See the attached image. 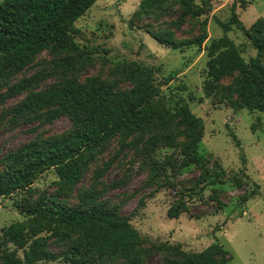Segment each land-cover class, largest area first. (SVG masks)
<instances>
[{"label": "rangeland", "instance_id": "rangeland-1", "mask_svg": "<svg viewBox=\"0 0 264 264\" xmlns=\"http://www.w3.org/2000/svg\"><path fill=\"white\" fill-rule=\"evenodd\" d=\"M142 1L99 0L75 24L66 49L49 50L24 70L10 68L8 59L0 58V170L5 173L26 144L66 137L75 128L68 117L48 122L43 112L22 111L29 96L69 82L87 84L92 78L123 91L136 85L138 66L159 69L158 82L178 73L151 101L149 126L120 133L81 159L86 168L72 193L67 194L56 171L51 170L27 191L0 198V250L15 249L6 243L4 231L25 221V211L40 197L82 207V196L94 191L100 193L101 201L130 217L140 234L137 250L142 264H179L184 256L213 244L230 253L229 264H264V114L231 107L227 95L231 79L213 88L207 86L213 78L207 49L224 35L218 22L229 21L236 6L247 29L263 20L259 24L263 42L264 0H193L192 5L172 0L150 12L140 8ZM178 20L180 25H176ZM165 33L170 34V44L153 36ZM204 33L208 39L202 48H176ZM228 36L244 60H258L264 72V47L258 48L237 29ZM66 60H72L69 67ZM23 81H29V87L9 96V90ZM185 103L190 114L175 120ZM198 125L203 139L194 151L202 158L200 167L190 164L186 140ZM154 138L160 139L156 147L151 146ZM221 171L225 172L222 181L208 186ZM236 177L243 180L242 188L236 186ZM255 189L257 196L243 203L242 198ZM180 201L186 202L189 212L169 219V209ZM68 236L67 241L46 232L36 236L34 240L59 257L38 264H75L78 260L84 264H127L122 255H102L98 249L86 254L78 230Z\"/></svg>", "mask_w": 264, "mask_h": 264}, {"label": "trees", "instance_id": "trees-1", "mask_svg": "<svg viewBox=\"0 0 264 264\" xmlns=\"http://www.w3.org/2000/svg\"><path fill=\"white\" fill-rule=\"evenodd\" d=\"M99 0H4L0 3V58L8 59L10 68L24 70L43 53L59 52L68 47L75 24L84 17ZM172 0H143L140 8L144 12L161 9ZM192 5L193 0H179ZM205 3V2H204ZM181 20L176 22L180 25ZM224 35L214 40L208 47L209 66L213 74L207 86L231 79L228 92L229 103L235 111L247 109L264 114V72L258 60L247 63L242 52L229 38L235 29L244 32L258 48L262 30L259 19L247 29L239 19L236 6L227 22H218ZM162 44H170V34H153ZM208 39L206 33L201 38H192L177 49L191 46L203 47ZM72 60L64 61L69 67ZM156 68L138 66L134 72L136 85L126 90H117L111 84L98 78L89 79L87 84L69 82L39 92L25 100L21 110L33 109L43 112L48 122L70 118L75 128L66 136L44 143L31 142L17 151L13 167L8 172L0 170V198H9L25 192L45 173L55 170L67 194L79 185L86 165L81 159L99 148L111 138L123 132H138L151 124L147 109L151 101L160 94L161 86H168L178 77L177 72L169 74L161 82ZM29 81L13 86L9 96L23 93ZM207 98L210 97L213 89ZM190 114L189 105L183 104L175 114L183 119ZM234 140L237 137L231 134ZM203 139V130L198 125L186 140L189 144L190 164L201 166L202 158L194 150ZM172 141V139H170ZM160 142L154 138L152 147ZM191 150L193 154L191 155ZM225 172L221 171L207 182L208 186L218 185ZM243 176L248 180L245 170ZM236 186L242 188L243 180L236 177ZM258 189V187H257ZM255 189L250 196L242 198L243 203L257 196ZM98 192L89 191L82 196L83 206L67 205L62 201L40 197L25 211V221L15 222L4 231L7 244L0 250V264H38L59 259L34 240L41 233L52 234L67 241L68 233L78 230L86 254L98 249L102 255H122L127 264H142L137 250L139 231L131 224L129 216L122 214L117 207L100 200ZM189 209L184 201L178 202L168 211L169 219H179ZM19 252L23 253L21 257ZM78 255V254H76ZM232 256L220 244H213L200 253L184 256L179 264H229ZM75 264H84L79 260Z\"/></svg>", "mask_w": 264, "mask_h": 264}]
</instances>
